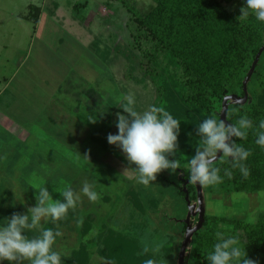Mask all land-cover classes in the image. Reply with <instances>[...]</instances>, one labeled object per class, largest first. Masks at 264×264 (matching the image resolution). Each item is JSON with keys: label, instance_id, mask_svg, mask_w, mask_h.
Wrapping results in <instances>:
<instances>
[{"label": "rangeland", "instance_id": "obj_1", "mask_svg": "<svg viewBox=\"0 0 264 264\" xmlns=\"http://www.w3.org/2000/svg\"><path fill=\"white\" fill-rule=\"evenodd\" d=\"M219 1L239 15L245 6V0ZM127 2L141 12L153 5L151 0ZM32 5L40 8L35 24ZM127 19L118 0H0V91L5 90L0 98V226L13 213L34 207L40 187L53 200H62L59 192L66 186L80 193L87 180L94 183L98 201L80 193L75 210L44 225L63 233L54 246L61 260L85 246L87 264H114L96 241L113 231L131 240L137 256L178 264L186 232L198 224L197 189L191 199L189 179L182 181L170 170L159 173L149 186L139 184L135 166L129 168L121 149L107 142L109 133L118 134L116 113L126 115L121 109L124 96L134 95L140 113L156 96L150 76L143 75L145 52L136 49ZM157 63L170 66L161 56ZM256 66L258 71L264 68V47L252 74ZM252 74L245 103L257 84ZM236 103L227 100L226 111ZM225 120L229 122L226 113ZM17 146L20 153L13 154ZM13 166L19 175L28 169L26 176L13 178ZM200 187L204 216L254 223L264 214V190L246 194ZM86 218L91 222L82 225ZM218 227L230 228L223 222ZM156 244L161 245L159 255L142 254L145 245ZM167 247L173 248L172 254L167 255Z\"/></svg>", "mask_w": 264, "mask_h": 264}, {"label": "trees", "instance_id": "obj_2", "mask_svg": "<svg viewBox=\"0 0 264 264\" xmlns=\"http://www.w3.org/2000/svg\"><path fill=\"white\" fill-rule=\"evenodd\" d=\"M118 1L128 15L127 24L132 27L136 49L145 52L141 59L146 60L147 65H143V75H149L156 86L153 105H163L180 121L178 148L168 159L179 161L180 168L176 171L181 180L186 181L190 175L186 166L201 143L197 127L206 118H220L225 96H243V79L260 47H264V22L258 21L253 14L238 19L240 15L229 12L219 0H151L153 5L142 12L127 0ZM29 8L34 12L35 24L40 8L33 5ZM147 44L152 48L143 50ZM159 56L170 63L169 68L157 63ZM253 78L257 84H253L251 101L231 104L225 112L229 122L235 123L241 116L253 122L246 139L234 138L251 152L244 162L250 174L245 178L239 169L232 168L230 158L218 159L214 167L221 169L223 182L208 186V189L246 194L264 190V148L255 143L258 125L264 120V68L258 71L256 66ZM225 169L231 171V178L224 174ZM177 186L178 193L183 196L179 184ZM187 190L191 199H195V185L189 183ZM134 201L138 203V198ZM85 221L91 222L86 218L82 225ZM220 222L230 228H219ZM87 228L88 225L84 232ZM217 232L237 237L246 248L248 258L264 264V214L254 223L204 216L201 228L191 236L185 248L183 264H209L207 255L217 242ZM96 241L102 246L101 254L114 264H144L149 259L137 256L136 248L128 243L131 240L119 233L109 231ZM166 251L170 255L173 248L167 247ZM87 263L85 246L61 260V264Z\"/></svg>", "mask_w": 264, "mask_h": 264}, {"label": "clouds", "instance_id": "obj_3", "mask_svg": "<svg viewBox=\"0 0 264 264\" xmlns=\"http://www.w3.org/2000/svg\"><path fill=\"white\" fill-rule=\"evenodd\" d=\"M238 19H246L250 14L264 22V0H245L240 9ZM126 103L121 105L123 113H116L118 134L107 135L109 145L117 146L126 157L128 164L134 165L138 173L137 182L144 186L153 184L157 175L165 170L175 172L180 168L179 161L168 159L174 156L178 148L180 121L175 119L163 105H151L142 113L135 110V99L132 93L124 96ZM90 123L96 119L89 116ZM253 122L241 116L235 123L225 122L221 118L209 117L197 127V135L201 143L195 149V155L188 161L189 182L203 187L214 186L223 182L221 169L214 167L215 162L228 160L232 168L239 169L246 178L250 173L245 161L251 155L236 139L244 140ZM255 143L264 148V120H261L256 131ZM88 159L87 155L84 156ZM129 168L125 169L127 171ZM231 178V171L224 170ZM94 183L83 182L80 193L90 202H97L99 194L94 190ZM80 193L66 186L59 194L62 200H53L45 186L37 190L36 205L27 208L26 213H13L0 226V262L9 264H61V254L54 249L57 237L63 233L44 225L51 220L57 223L66 218L69 210H75L81 199ZM34 231L36 235L29 237L26 232ZM217 242L207 255L209 264H257L248 258L246 248L241 246L237 237L216 233ZM151 252L153 256L161 253V245H145L142 254ZM144 264H157L153 258Z\"/></svg>", "mask_w": 264, "mask_h": 264}, {"label": "water", "instance_id": "obj_4", "mask_svg": "<svg viewBox=\"0 0 264 264\" xmlns=\"http://www.w3.org/2000/svg\"><path fill=\"white\" fill-rule=\"evenodd\" d=\"M263 47H261L258 51V53L255 55V59L251 65V68L246 76V78L244 79L243 83H242V86H243V97L242 99H240L239 97H236V95H228V96H225L223 98V101H222V109H221V112H220V118L222 120H225V112H226V109H227V106H226V102L227 100L229 99H233L235 100L237 103H245L246 99H247V94H246V90H245V85L247 83V81L249 80L254 68H255V65L257 63V60L259 58V55L262 51ZM196 189H197V201H198V224L196 225L195 228L191 229V230H187L186 232V235L184 237V240L181 244V247H180V251H179V255H178V264H183V256H184V252H185V248L191 238V236L201 228L202 226V223L204 221V209H203V201H202V192H201V187L199 184H196Z\"/></svg>", "mask_w": 264, "mask_h": 264}, {"label": "crops", "instance_id": "obj_5", "mask_svg": "<svg viewBox=\"0 0 264 264\" xmlns=\"http://www.w3.org/2000/svg\"><path fill=\"white\" fill-rule=\"evenodd\" d=\"M73 38H74V37H73ZM75 40H76V39H75ZM77 41H78V40H77ZM4 93H5V90H4V91H0V98L3 96ZM14 124H15V123L13 122V126H14ZM18 129H19V128H18ZM15 131H16V130H15ZM18 149H19L18 146L16 147L15 151H14V149H13V154L20 153V151H18ZM21 152H22V151H21ZM16 169H17L16 166H13V178H17V177H20V178H21V177H25V176H26L25 172H26L28 169H27L26 171H23V170L21 169L22 172H23V174H21V175L17 174L16 171L19 170V169H17V170H16ZM29 171H30V170H29ZM19 188H20V187H19Z\"/></svg>", "mask_w": 264, "mask_h": 264}]
</instances>
